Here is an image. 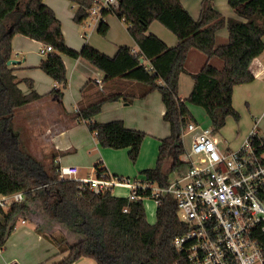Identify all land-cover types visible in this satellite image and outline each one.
Masks as SVG:
<instances>
[{"label":"trees","instance_id":"1","mask_svg":"<svg viewBox=\"0 0 264 264\" xmlns=\"http://www.w3.org/2000/svg\"><path fill=\"white\" fill-rule=\"evenodd\" d=\"M69 1L77 6L74 21L77 24L87 21L95 0ZM214 1L203 0L201 15L196 20L182 0H119L117 6L105 9L103 15L114 13L123 20L138 50L121 46L111 57L89 43L80 51L69 48L61 21L44 0H0V194L25 195L23 202L0 209V247L5 246L21 217L30 218L38 210L49 224L60 225L59 232L65 233L61 238L48 235L43 225L37 230L60 253H68L58 264H74L82 258L98 264H187L185 255L173 246L175 239L187 231V225L181 220L172 196L163 199L156 210V222L151 224L143 201H129L111 194L95 195L82 189L79 181L60 179L56 155L45 163L28 151L22 132L14 126L16 113L42 97L35 92L31 80L27 83L32 91L24 93L8 63L12 59L13 40L21 35L52 46L53 52L39 69L60 85L68 82L64 56L83 58L93 64L105 74L103 82L107 88L120 80L137 83L141 87L138 92L136 88L106 91L95 103L80 107L78 119L88 122L93 133L99 129L124 130L121 121L108 124L92 121L106 103L121 99L132 103L159 91L170 135L160 143L156 166L142 171L141 177L166 187L172 174L185 165L182 133L190 123H196L189 107L202 109L215 133L226 126L228 118L239 120L233 106L234 89L255 80L251 64L264 52V0H229L236 14L231 19L215 8ZM154 21L177 36V46L168 47L157 36L147 34ZM225 27L229 43L217 47L216 35ZM98 32L104 37L108 34L106 21L100 24ZM192 48L208 58L222 59L225 65L219 70L206 63L199 73L192 75L194 88L190 96L181 99L180 76L186 72L185 63ZM52 95L60 100L63 97L59 90ZM254 142L258 144L260 140L256 138ZM95 168L104 170L100 165ZM126 208L128 212H124ZM63 227L69 230L63 231ZM256 237L264 254V232H257Z\"/></svg>","mask_w":264,"mask_h":264},{"label":"crops","instance_id":"2","mask_svg":"<svg viewBox=\"0 0 264 264\" xmlns=\"http://www.w3.org/2000/svg\"><path fill=\"white\" fill-rule=\"evenodd\" d=\"M202 3L203 0H182L184 8L196 20L201 15ZM44 4L54 10L62 23L67 46L75 51H80L86 43L111 57L116 55L121 46H130L138 50L129 34L127 24L114 13L105 17L109 32L104 37L98 32L99 26L93 27L90 23L87 30L82 33L81 26L74 21L77 6L69 0H44ZM214 5L225 18H236L234 10L229 5V0H215ZM147 34L157 36L168 47H175L179 42L177 36L158 21L150 25ZM229 40V31L225 27L216 35V46L227 45ZM42 45L41 42L21 35H17L13 40L12 60L16 63L10 66L20 82V89L26 94L30 93L32 89L27 81L31 80L35 92L42 97L16 113L15 128L21 132L24 128L21 127L23 123L36 126L40 123L39 125L43 126L41 134L46 137L45 140L51 147L52 154L57 156L56 162L63 165L67 158L72 157L70 165L79 168L78 178H87L79 175L82 169H91L93 173L97 165L114 175L130 178H139L142 171L154 168L159 156L160 143L170 135L169 125L163 119L166 110L160 92L154 91L146 98H136L132 103H127L122 99L106 103L102 112L92 121L98 124L121 121L124 124V130L99 129L100 137L97 138L90 130L88 122L79 121L80 107L95 103L106 91L124 92L136 88L138 92L141 87L137 83L120 80L108 87L109 89L104 86L103 82V88H101L97 81L104 80L105 74L102 71L83 58L72 59L66 56L63 59L68 73V82L65 86L60 85L39 69L41 62L46 58L39 52ZM208 62L219 70H222L225 65L222 59L208 58L196 48L189 51L185 63L186 72L180 76L179 81L181 99H187L190 96L194 88L192 75L199 73ZM250 69L255 80L236 86L233 93V106L242 118L246 113L254 116L264 111V52L253 60ZM54 90L62 92L61 100L59 96L52 95ZM189 109L197 124L210 126L202 109L195 106H190ZM258 123L259 119L255 124ZM226 126L221 133L226 130ZM252 131L253 129H250L247 133L245 132L241 141L237 143L234 141L232 144L226 139L222 141L227 144L228 149H237ZM94 147L98 148V154L92 155L90 152ZM119 147L128 148L129 156L135 161L134 165L128 169L121 168L113 159H102L106 154L108 155L107 151ZM118 194L125 197L127 190L119 189ZM146 201H149V206H151L150 211L145 205L148 221L154 224L158 206L153 200ZM34 220L36 219L32 215L30 218L23 217L21 221L18 220L0 254V264H43L44 262L49 263L52 258H60L62 261L68 256V253H59L48 239L45 246L40 245L45 240L43 234L36 230L42 224ZM55 226L59 228L57 224ZM34 246L37 247L39 253L43 252L41 256L28 254V250L33 249ZM39 246H41L40 249ZM74 264L98 263L90 258H82Z\"/></svg>","mask_w":264,"mask_h":264},{"label":"built area","instance_id":"3","mask_svg":"<svg viewBox=\"0 0 264 264\" xmlns=\"http://www.w3.org/2000/svg\"><path fill=\"white\" fill-rule=\"evenodd\" d=\"M119 0H95L87 20L93 27L105 22L103 11ZM40 54L53 52L42 45ZM103 88V81L98 80ZM98 138V132L94 133ZM190 136L182 161L187 171L171 179L166 187L145 177L117 176L94 168L87 178H78L77 166L60 165L62 180L81 182L82 189L95 195L127 190L129 201L153 200L159 206L166 196L176 200L187 231L177 237L174 248L185 255L187 264H264L257 232H264V142L255 129L237 149L223 150L211 126L190 123L182 137ZM259 139L256 144L254 139ZM24 192L0 194V209L24 201ZM128 212V208L124 210ZM4 247H0V254Z\"/></svg>","mask_w":264,"mask_h":264},{"label":"rangeland","instance_id":"4","mask_svg":"<svg viewBox=\"0 0 264 264\" xmlns=\"http://www.w3.org/2000/svg\"><path fill=\"white\" fill-rule=\"evenodd\" d=\"M79 25L81 26L80 29H81L82 33H84V31L87 30V26L89 25V22L85 21L84 23L79 24ZM258 119H259V123L255 124L256 120H258ZM241 120H244V122H241ZM39 124L37 126L34 124H28V125L25 123L21 124V127H24V128H22V131H21L23 134L22 138H23L25 146L27 145L26 148L28 149L29 152H31L33 155H35L36 157H38L39 159H41L45 163H50L51 157L53 156L52 149H51V147H49V144L46 142V140H45L46 137L44 136V134L43 135L41 134L43 126H41ZM226 125H227L226 130L223 133H221L222 129L216 133V136L218 137V140L220 141V147L223 150H227L228 146L222 140L226 139L228 142L230 141L232 144L234 141H236V143H237V142L241 141V138L247 133V131H249L250 129H255V127H256L257 132L259 133V136L262 137V139H264V111L254 115V116L249 114V113H246L243 116V118L241 115L239 120H236V119L231 117L228 119ZM184 144H185L186 148H190V136H187V135L184 136ZM232 147H236V146H232ZM97 150H98V148L94 147L93 150L90 152V154H92V155L98 154ZM109 152H111V153L109 154ZM106 153H108V155L106 154V156H104L102 159H104V158L113 159L123 169H125V168L128 169L130 166L134 165L135 161L133 159H131V157L129 156L128 148H125V147H119L117 149L112 148V149H110V151H107ZM71 161H72V157H69L64 161L63 165L73 166V165H70ZM186 171H187V166L183 165L181 168H179V170H177L174 174H172L171 179H173L177 176H180L181 174H184ZM90 173H92L91 169H89V170L82 169L80 171L79 175H82L84 177H88V175ZM115 192L119 193V189H117ZM145 205L148 206V209L150 210V207H151V206H149L150 202L146 201ZM32 216H34V218L36 219L34 221H37V223L43 225V231H45V233H47L48 235L53 234L54 237H60V238L62 236L63 237L65 236V233L59 232L62 230L61 229L62 227L58 225L59 228H56L55 225L49 224V222L45 218H42L43 216L40 214V211H38V210L35 211V213H33ZM22 218L23 217L20 218V221L22 220ZM150 219H152V218L150 217ZM58 224H60V223H58ZM64 230H69V229L63 227V231ZM68 236H69V234L66 237H68ZM43 238L45 241L40 243L41 246H45V244L47 243L46 242L47 238L44 235H43ZM73 240H75V239H73ZM52 244L59 251L58 247L54 243H52ZM41 246H39V249ZM28 254L33 255V256H37L39 254V256H41L43 254V252L39 253L37 251V247L34 246L33 249L28 250ZM59 259L60 258H57V259L52 258V259H50L51 261L49 263L44 262L43 264H54L55 262L61 261V259L60 260Z\"/></svg>","mask_w":264,"mask_h":264},{"label":"water","instance_id":"5","mask_svg":"<svg viewBox=\"0 0 264 264\" xmlns=\"http://www.w3.org/2000/svg\"><path fill=\"white\" fill-rule=\"evenodd\" d=\"M16 62L14 60H11L8 64L9 65H12V64H15Z\"/></svg>","mask_w":264,"mask_h":264}]
</instances>
